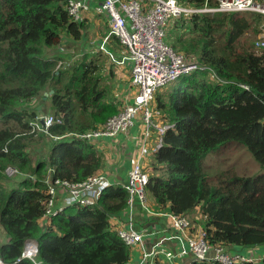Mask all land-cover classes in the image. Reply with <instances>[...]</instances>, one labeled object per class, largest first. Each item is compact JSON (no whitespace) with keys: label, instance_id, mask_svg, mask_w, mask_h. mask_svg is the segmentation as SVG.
Wrapping results in <instances>:
<instances>
[{"label":"trees","instance_id":"obj_1","mask_svg":"<svg viewBox=\"0 0 264 264\" xmlns=\"http://www.w3.org/2000/svg\"><path fill=\"white\" fill-rule=\"evenodd\" d=\"M177 1L195 8L216 6L213 0ZM66 2L0 0L3 264H127L130 260V249L110 222L127 207L122 185L105 188L92 207L70 206L44 218L47 170L53 181L70 183L99 172L103 155L79 135L97 129L120 109L119 102L109 97L101 76L105 64L98 57L85 56L57 67L59 61L69 60L59 50L63 38L79 41L85 29L84 22L71 20ZM262 24V17L254 13H202L175 19L167 29L166 44L197 58L220 82L195 72L178 80L164 98L156 96L157 108L174 129L166 132L154 155L145 191L154 202L152 209L185 217L190 228V214L197 211L203 219L200 232L211 247L264 245V48L247 38L258 34ZM44 93L50 115L58 122L47 135H29V123L39 114L32 102L42 100ZM26 104L30 108H20ZM33 143L45 150L36 159L31 155ZM230 144L246 149L260 169L257 175L212 177L204 172L202 161ZM8 166L22 174L16 184L4 175ZM28 241L37 244L34 261L22 258Z\"/></svg>","mask_w":264,"mask_h":264},{"label":"built area","instance_id":"obj_2","mask_svg":"<svg viewBox=\"0 0 264 264\" xmlns=\"http://www.w3.org/2000/svg\"><path fill=\"white\" fill-rule=\"evenodd\" d=\"M215 7L202 8L181 5L177 0H67L66 10L75 23H82L86 14L96 12L105 15L109 32L98 43V51L108 56L112 64L130 66L131 96L124 98L119 111L110 116L97 129L79 135L91 144L104 139L115 138L129 131L133 123L138 120L144 128L137 157L127 172V180L123 186L128 195L127 208L137 203L146 208V186L148 174L144 169L143 160L154 156L163 146L164 135L174 129V124L168 122L157 108L155 94L195 72L208 74L209 80L220 82L215 74L193 56H186L175 51L165 43L164 38L168 24L175 19H189L194 14L202 13H255L263 19L264 29V0H213ZM115 38L122 52L116 56L107 49V44ZM256 47L264 48V30L258 38ZM62 54H67L64 46L60 45ZM59 61L57 67L64 65ZM248 90V87L239 84ZM162 118V119H161ZM163 120V121H162ZM58 122L49 114H38L29 123V135L48 134V129ZM150 139L153 141L150 143ZM8 178L21 176L14 167L8 166L4 170ZM47 201L45 203L44 218H53L66 207H92L105 188L111 185L108 177L102 173H94L86 180L77 183L55 180L47 174ZM60 197V202L59 201ZM149 212V210H148ZM171 228L177 236L185 238V245L178 255H191L193 261H213L217 264H242L248 259L226 251L224 246L211 247L205 240V235L199 232L189 236L190 223L185 217L167 214ZM118 237L129 249L137 247L142 242V235L132 229L119 228ZM38 253L34 242H26L22 258L34 261ZM168 259L172 255L165 254ZM146 257V255H145ZM0 264L3 262L0 260ZM128 264V263H127ZM141 264H153L143 260Z\"/></svg>","mask_w":264,"mask_h":264},{"label":"crops","instance_id":"obj_3","mask_svg":"<svg viewBox=\"0 0 264 264\" xmlns=\"http://www.w3.org/2000/svg\"><path fill=\"white\" fill-rule=\"evenodd\" d=\"M97 15L102 16L105 19L109 30L108 21L103 14H97L96 12L91 11L86 14V18L83 22L86 24L89 19ZM263 30V27L260 26L259 36L257 39L262 36ZM67 39V37L63 38L62 44L66 42ZM110 51L119 57V53L114 49L110 48ZM107 61L108 67L104 68V70L101 72V76L104 80V85L109 88V97L117 100L119 102V107H121L124 98L131 96L130 66L129 64H126L122 65L123 67H115L112 65L110 60ZM63 62L65 63V61ZM115 68L127 70V76L120 77V79L127 82V85H123V83L119 82L115 84L113 77V74H116L115 71H117ZM105 69L112 70L114 73L111 71V74H109ZM118 90L121 92V94L116 97ZM43 100H46V93H44L42 100L35 99L32 102V106L36 108L37 111H39V114H48V102H41ZM25 107H29L28 104L23 105L20 108L24 109ZM143 133V126L138 120H136L127 133L121 134L115 138H104L93 144L104 157V162L102 165L103 167L100 169L99 173H102L108 177L111 184H119L124 186L127 180V172L138 155L137 151L140 141L143 138ZM152 141L153 139H150V143ZM153 161V156H148L142 161L144 169L147 173H149L150 165ZM46 173L50 174V170L48 169ZM60 197L61 196H59L58 203L60 202ZM153 205L154 202L152 198L146 194L147 209H144L137 203H134L132 208L126 207L117 216L110 218V222L114 229H132L142 235L141 244L130 249V260L128 264H141L143 260L153 264H191V255H178L183 246H187L185 243V238L177 236L176 232L171 228L170 221L166 216L167 214L159 213L155 209H152ZM189 219L192 220L191 228L189 229V236L192 237L201 231L203 219L200 215L197 216V211L191 213ZM42 223L44 222L42 221ZM225 249L231 254L242 255L248 259V262H251L250 264H264V245L247 248H242L239 246H227ZM167 253L172 255L171 259L166 257L165 254Z\"/></svg>","mask_w":264,"mask_h":264},{"label":"rangeland","instance_id":"obj_4","mask_svg":"<svg viewBox=\"0 0 264 264\" xmlns=\"http://www.w3.org/2000/svg\"><path fill=\"white\" fill-rule=\"evenodd\" d=\"M172 22L168 26L171 27ZM170 29V28H169ZM108 27L106 24L105 19L102 16H93L87 23L85 24V29L82 31V37L79 41H74L71 38H68L66 42H64L63 46H65V50L68 52L67 56L69 57V60L66 62L67 65L74 64L77 60L82 59L85 56H95L99 58V61H102L105 64V67H108V61L109 58L107 55H105L103 52L98 51V43L99 41H102L105 36L108 35ZM169 31V30H168ZM168 31H166L164 41L165 43L168 36ZM258 34H249L247 38L249 40H257ZM110 48L114 49L119 54L122 52V48L117 43V41L112 38L110 40V43L107 44V49L110 50ZM64 57V56H63ZM115 67H117L116 64H112ZM123 67V66H118ZM117 71L116 74L112 70H107L109 74H111V71L114 77L115 84L117 82L123 83V85H127V82L125 80L120 79V77L127 76V70H121L120 68H115ZM121 70V71H120ZM208 76V74H206ZM176 83V82H175ZM174 83V84H175ZM169 85L161 90H159L155 94L156 96L159 95L162 98H164L167 94V92L171 89V87L174 85ZM47 94V93H46ZM121 94V92L118 90L116 97ZM48 96V94H47ZM46 96V98H47ZM43 103H47L46 101H42ZM47 113H50V110L48 108ZM162 119V118H161ZM163 121V120H162ZM11 124V123H10ZM9 124V125H10ZM3 127L2 121L0 119V129ZM35 145V147L33 146ZM44 152L40 148V146L36 145V143H33L31 146V155L33 156V159H36L40 157V153ZM202 166L204 172H206L209 176H216L219 174H237L239 176H255L260 172L259 167L255 164L251 156L248 154L246 149L242 146H238L236 144H230L224 148H219L216 151H214L212 154H209L203 161ZM20 176H15L13 178H10L9 181L11 184H16L20 178ZM199 214L197 213V216ZM3 231L0 229V239L5 240V236L2 234Z\"/></svg>","mask_w":264,"mask_h":264},{"label":"clouds","instance_id":"obj_5","mask_svg":"<svg viewBox=\"0 0 264 264\" xmlns=\"http://www.w3.org/2000/svg\"><path fill=\"white\" fill-rule=\"evenodd\" d=\"M255 14V13H254ZM258 15V14H257ZM260 16V15H259ZM263 20V19H262ZM262 27H263V24H262ZM257 41H258V39H257ZM256 41V42H257ZM256 42H255V44H256ZM40 114H43V113H40ZM50 115V114H49ZM154 157V156H153ZM148 174V173H147ZM146 193V192H145ZM188 220V219H187ZM189 221V220H188ZM190 223V222H189ZM35 243V242H34ZM36 244V243H35ZM37 245V244H36ZM25 247V246H24ZM224 248H226V247H224ZM242 256V255H241ZM193 261V260H192Z\"/></svg>","mask_w":264,"mask_h":264},{"label":"water","instance_id":"obj_6","mask_svg":"<svg viewBox=\"0 0 264 264\" xmlns=\"http://www.w3.org/2000/svg\"><path fill=\"white\" fill-rule=\"evenodd\" d=\"M52 93V91H50V94ZM46 96H47V94H46Z\"/></svg>","mask_w":264,"mask_h":264}]
</instances>
